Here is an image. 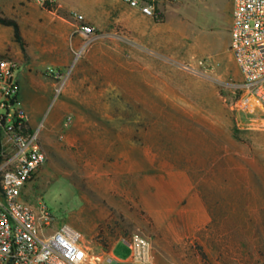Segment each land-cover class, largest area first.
Masks as SVG:
<instances>
[{"label": "rangeland", "instance_id": "rangeland-1", "mask_svg": "<svg viewBox=\"0 0 264 264\" xmlns=\"http://www.w3.org/2000/svg\"><path fill=\"white\" fill-rule=\"evenodd\" d=\"M179 1L167 19H184L208 65L180 68L168 41L158 59L141 54L151 68L143 70L123 30L79 47L59 69L42 59L35 36H22L25 57L0 26V58L19 63L20 104L47 158L22 198L76 229L94 256L127 261L118 241L137 234L154 264H264V113L235 107L242 79L225 30L232 0ZM0 11L18 22L11 3ZM50 68L64 76L59 95ZM1 146L0 174L10 156L3 134Z\"/></svg>", "mask_w": 264, "mask_h": 264}, {"label": "built area", "instance_id": "built-area-1", "mask_svg": "<svg viewBox=\"0 0 264 264\" xmlns=\"http://www.w3.org/2000/svg\"><path fill=\"white\" fill-rule=\"evenodd\" d=\"M40 8L56 13V0H31ZM142 16L162 21V4L176 0H121ZM73 35L85 46L98 37L97 29L83 15L72 12ZM229 52L241 76L240 98L235 107L254 106L264 113V0H232ZM203 65V62H199ZM19 63L12 57L0 58V128L9 151V159L0 174V264H154L151 244L137 234L118 243L130 250L127 261H118L112 252L94 256L84 237L67 224L57 225L40 201L36 205L22 198L25 184L46 163L38 132L24 134L26 114L19 100L16 71ZM46 76L58 83L59 95L64 76L52 68ZM117 243V244H118Z\"/></svg>", "mask_w": 264, "mask_h": 264}, {"label": "crops", "instance_id": "crops-1", "mask_svg": "<svg viewBox=\"0 0 264 264\" xmlns=\"http://www.w3.org/2000/svg\"><path fill=\"white\" fill-rule=\"evenodd\" d=\"M56 1L58 3L56 14L58 15L40 8L31 0H0L1 8L2 2L6 4L11 3L17 12L16 17L22 36H35L39 49L45 51L42 59H49L51 67L59 69L67 67L73 62L72 59L80 57L81 52L78 51L79 47L82 49L84 45L86 48L94 42L85 46L82 38L73 35L71 23L62 17L63 14L72 12L83 15L88 24L97 28L99 32L98 36L113 34L117 31L123 32V30L131 32L135 57L134 63L136 66L139 65V68L143 65V70H150L151 68H149L150 66L147 67L144 61L142 63L141 54H143V57H148L150 61L158 59L157 56L159 55L156 54L157 51L167 53L166 45L168 41L172 43L174 53L172 57L177 61L180 68L196 66L199 62L208 65L204 54L198 49V43L192 34L193 32H188L189 25L186 26L184 24V19L178 17L173 21V24L168 21L167 11L169 4L161 6L162 21L156 23L150 18L142 16L137 10L130 8L121 0ZM181 1L186 2L187 0H180L178 6H183L180 5ZM71 3L75 5L70 6L72 5ZM231 20L232 12L231 16L229 15V27L225 29L229 38L228 48ZM4 28L12 34L11 28ZM170 29L172 30L171 38L167 36V31ZM49 36H55V42L51 43L48 39ZM210 37H212L210 41L215 39V35H210ZM81 41L82 44H80ZM134 74L137 75V72ZM138 74L141 75V72ZM139 81H141L140 76ZM27 125L31 129L33 128L31 123L27 122Z\"/></svg>", "mask_w": 264, "mask_h": 264}, {"label": "trees", "instance_id": "trees-1", "mask_svg": "<svg viewBox=\"0 0 264 264\" xmlns=\"http://www.w3.org/2000/svg\"><path fill=\"white\" fill-rule=\"evenodd\" d=\"M0 26L2 27H7L12 29V35H13V40L18 46L20 47L22 53L26 57V47H25V42L23 40V37L21 35L20 27L18 22L15 19L7 18L4 17L0 11ZM22 132L24 134H31L33 132V129H31L27 123L24 124V127L22 129ZM2 130L0 128V161L3 159L2 158V146H1V138H2ZM35 176V175H34ZM33 176V177H34ZM107 250H109L107 248Z\"/></svg>", "mask_w": 264, "mask_h": 264}]
</instances>
